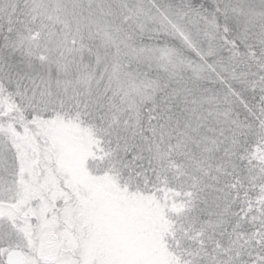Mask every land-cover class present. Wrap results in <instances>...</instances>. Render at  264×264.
I'll use <instances>...</instances> for the list:
<instances>
[{"label":"snow or ice","instance_id":"1","mask_svg":"<svg viewBox=\"0 0 264 264\" xmlns=\"http://www.w3.org/2000/svg\"><path fill=\"white\" fill-rule=\"evenodd\" d=\"M0 264H264V0H0Z\"/></svg>","mask_w":264,"mask_h":264}]
</instances>
